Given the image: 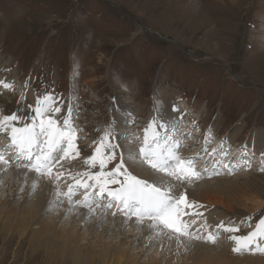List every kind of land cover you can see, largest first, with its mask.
Listing matches in <instances>:
<instances>
[{
	"label": "rangeland",
	"instance_id": "obj_1",
	"mask_svg": "<svg viewBox=\"0 0 264 264\" xmlns=\"http://www.w3.org/2000/svg\"><path fill=\"white\" fill-rule=\"evenodd\" d=\"M146 30L164 36H151ZM0 80L13 84L11 90L0 85V114L16 111L24 90L33 93V105L37 92L53 91L63 101L61 112L56 114L58 118L67 113L71 100L83 156L90 155L87 152H91L92 142L98 140L113 120L116 132L119 123L124 128L125 121H129L127 124L131 127L138 126L137 129L132 127L136 129L133 130L135 135L141 136V129L156 115L154 106L158 105L164 113L169 104H174L177 114H183V121L188 117L195 120V124L188 120L189 126H186L193 146L199 143L205 148L204 136L211 133L207 144V151H211V141L218 135L220 145H217L223 142V148L242 150L238 161L232 158L229 162L239 164L248 151L254 153L245 143L249 135L264 128V0H0ZM25 81H28L26 89ZM120 93L132 94L134 104L145 109L142 117L136 113L126 115V119L120 113L116 105ZM164 93L169 94L167 99ZM28 104L32 102L25 95L19 104L24 115L28 113ZM186 123H180L176 132L181 131L183 135L181 128ZM237 123L243 128L236 149V144L227 143L224 137ZM120 134L123 137L125 133ZM175 135L181 142L179 135ZM6 140L10 142L6 135L0 134V143ZM185 141L180 145H186ZM118 142L127 143L123 139ZM206 153L204 151L199 158H204ZM210 160L209 163H216ZM224 163L228 160L223 157L218 165L223 171L220 168L216 171L219 175H229L223 168ZM0 167V203H4V207L26 208L36 197L33 193L15 192V189L19 183L28 182L29 174L13 182V170ZM243 167L246 168L240 164L237 173L242 172ZM250 169L246 170L252 172L246 191L264 203V172L259 167L256 171ZM210 172L212 170L202 174L196 182L222 177ZM177 185L196 188L194 182ZM49 199L58 207L43 215L53 219L54 225H63L60 218L66 221L70 215L64 210L67 203L54 195ZM246 205L255 207L250 202ZM215 206V213L222 209L221 205ZM237 208L242 211L243 207L238 205ZM255 208L245 214L246 217L252 214V221L242 220V225L250 231L264 217V204ZM205 209L203 217L210 212V208ZM212 219L213 224L207 228L198 227V219L192 231L199 230L198 234L203 236L205 231L216 232L215 223L219 220L227 223L232 219L231 224L238 223L237 215L226 219L214 214ZM84 224L75 218L74 223L67 225L83 236L84 240L78 244L84 253L88 246L98 249L100 244L124 243L128 257L135 264H162L151 257L158 247L152 244L147 248L146 240L130 236L127 226L122 227L121 233L117 228L105 230L102 225L91 228ZM245 229L240 227L237 234H246ZM227 236L222 231L216 243L209 244L233 246ZM8 237L10 235L0 229V264H88L83 259L75 263L72 257L66 258L61 252L49 257L44 249L30 248L28 239L19 241L16 232ZM259 260L256 264H264L263 258ZM92 264L103 263L97 260Z\"/></svg>",
	"mask_w": 264,
	"mask_h": 264
},
{
	"label": "snow or ice",
	"instance_id": "obj_2",
	"mask_svg": "<svg viewBox=\"0 0 264 264\" xmlns=\"http://www.w3.org/2000/svg\"><path fill=\"white\" fill-rule=\"evenodd\" d=\"M0 85L7 90L13 88L12 83L4 80H0ZM27 87L28 81H25L24 88ZM25 95V91L20 93L16 111L0 114V133L5 134L10 141L0 148V164H14L17 169L24 170L25 176L32 172L37 178L50 180L56 185L57 199H66L71 209L83 207L91 215L98 209L107 211L114 208L113 216L123 214L125 224L134 218L137 231L146 224L150 241L167 237L169 241L175 240L177 249L187 251L194 241L203 240L215 244L222 230L233 242L231 251L234 254L264 255V217L247 234H237L243 221L235 225L221 221L216 225V232L207 231L203 236L198 234L199 230L192 231L197 220L186 217L202 216L203 213L195 209L204 206L190 201L185 191H180L177 195V184L198 181L203 172H209V169L196 168L195 160L199 158V153L186 158L178 154L180 140L175 135L176 127L158 105L157 114L141 129L142 135L137 137L135 133H131V139H127L129 145H135L139 139L138 147L124 148L118 142L124 137L114 130L117 125L113 120L106 125L98 140L92 142L91 154L82 156V148L78 143L80 129L75 126L72 101H68L67 113L58 118L56 114L61 112L60 104L63 101L53 91L45 89L37 92L34 105L28 104V113L24 115V109L19 104ZM171 112L177 113L178 109L173 105ZM180 116L182 118L183 114ZM127 123L130 122L125 121ZM128 135L125 129V137ZM210 136L211 133L204 136L205 152ZM242 147L247 150L245 146ZM216 153L217 149L214 148L209 156ZM219 154L221 160L212 165L210 175L220 174L215 169L228 154L223 149V142ZM260 155L262 166L259 170L264 172V151ZM77 158H82L83 171L73 173L64 169L62 162L75 161ZM117 159L119 162L109 168ZM241 163L248 169L252 167L249 159H244ZM140 167H146L150 171L147 174L136 172ZM238 167L240 164H223L229 174ZM61 179L72 181L67 185L66 191L59 187ZM36 187L37 180L34 179L33 190ZM80 191L83 192L82 198L74 199ZM244 219L250 221L252 214Z\"/></svg>",
	"mask_w": 264,
	"mask_h": 264
},
{
	"label": "bare ground",
	"instance_id": "obj_3",
	"mask_svg": "<svg viewBox=\"0 0 264 264\" xmlns=\"http://www.w3.org/2000/svg\"><path fill=\"white\" fill-rule=\"evenodd\" d=\"M139 28L143 29L141 26ZM24 91L26 92V96L28 97V99L31 100L33 104L34 101L32 95L33 93L31 94L27 90ZM168 96L169 94L166 93L163 94V97L165 99H167ZM116 105L119 108L120 113L125 116L126 115L132 116L137 113V115L142 117L145 110L141 105L134 104V97L132 96V94H126V95H121V93L117 94ZM173 105L174 104H169L168 107L165 109L164 114H166V116L174 123L177 129L181 123L179 122V119L182 120L183 117L181 118V116H178L180 115L179 113L177 114L171 112V108ZM153 111H155V114H157L155 106ZM80 115L81 114H79V116ZM126 119H128V117ZM188 120H191V122H193L191 117H188L186 120H184V122L186 123ZM181 124L183 125V123ZM186 126H189L188 122L185 124L184 127L181 128V130L185 129ZM125 127L123 128V125L119 123L117 132L119 134L125 133V129H127L129 135L125 137L124 134L123 136L124 138H122L124 141L127 142V139H131L130 134L134 133L133 130H136L138 126L137 128L136 126H132L136 128L133 129L131 125L126 124ZM127 127H129L130 129ZM242 128L243 126L237 123L234 127L229 129L228 133L224 137V139L226 138V140L228 141L227 143L234 142L236 144L235 146L236 149L239 148L240 141L238 140V136L241 133ZM130 130L132 132H129ZM189 132L190 130L185 129L183 135L180 134L181 131L180 133L176 132L175 134H177V136L180 134L179 137L181 141L184 142L186 140L185 142H187L188 144V143H192L190 138L193 139L192 137H190V135L186 136L189 134ZM217 136L218 135H215V139H213L211 142L213 143L212 144L213 149L215 148L217 149V151H220L219 150L220 147H218L217 145L220 144L217 143V141H219V137L218 139H216ZM7 142L8 140H6L5 142H1L0 148L8 144ZM139 143L140 141L139 139H137L135 145H129L128 143H121V144L124 148H127L129 146L138 147ZM245 143H248L254 149V153L252 154L250 153V151H248L247 157L250 160L252 166L257 164L256 166H253V168L250 169L256 171L258 170L257 169L258 167L260 168L262 166L260 162L262 157L260 158L259 155L261 154L262 151H264V128H261L259 131L249 135ZM81 146L84 147V145ZM250 146L249 148L251 149ZM191 147L194 146L192 145L181 148L180 151L178 150V154L179 155L181 154L180 155L181 157L186 158V157L195 156L197 153H199V155L204 153V148L202 144L197 143L195 145V148L191 149L192 153H189V148ZM225 148L226 147H224L223 149ZM231 150L233 152L231 153L232 155L230 156V160L225 159L226 157H224V160H228L227 164H229L232 158L236 159L238 154L237 150L236 151L234 149ZM211 151L209 149L205 155L209 156V153H211ZM183 152L186 154H182ZM87 154H91V152H87ZM117 155L119 156V149L117 150ZM254 155L255 157H253ZM209 158H211L210 160L211 162H213L214 160L216 161L221 160V156L218 154H215L214 156H211ZM209 158L205 163L204 160H202L201 158L196 159L195 162L200 163V164H196V168L198 170H202L204 168H208L209 170H212L211 167L210 168L206 167L207 162L208 164H210V166H212L215 163V162L209 163L208 161ZM255 158L257 161L254 160ZM118 162L119 159L114 161V166ZM62 163L64 169L69 170L73 173L82 171L81 170V167L83 166L82 158H77L75 161H68ZM13 165L14 164H10L8 166L3 165V170H5V168L6 169L9 168L13 170L14 172L13 182L14 181L19 182L25 177L24 170L17 169L15 165L14 166ZM0 166H2V164H0ZM219 168L220 167L217 166L215 171H218ZM220 169L222 170V167ZM238 169H240V167L236 168L234 172L229 175L227 174L218 175L222 177L217 178L215 180H210V181L203 180L204 181L203 183H199L195 181L194 182V186H196L195 189H188L186 187H182L181 185H177V190H176L177 195L179 194L180 191H185L187 193V197L191 199V201H196L204 206L203 208L195 209V211L203 213L206 211L205 209L206 207L210 208V212L208 213L207 216L204 217L200 216L195 219V220L198 219L200 220L198 227L207 228L210 225H212L213 224L212 218L214 214L217 215L218 218H226V219L234 215H237L239 221L238 220L235 221L240 223L246 217L245 214L251 213L256 209L255 207H259L261 206V204L262 205L264 204L260 201L258 197L250 196V194L248 195V192L246 191L250 183L249 181H250V177L252 176V172L246 171L248 168L243 167L241 168L242 172L237 173ZM149 171L150 170L147 169L146 167L145 168L140 167L136 169V172H140L143 174H147ZM0 172H2L1 167H0ZM28 174H29V178L26 179L28 182H26L25 185L24 184L21 185V183H19V185L15 189V192L24 191L25 194L33 193L36 199L32 203H29L26 208L23 206L4 207L5 206L4 203L3 204L0 203V205L2 204L0 206V229L3 230L5 234L10 235V237L8 238H11L12 233L14 234V232H16L17 236L19 237V241H22L23 239H28L30 248L33 247V249H42V250L44 249V251L49 257L57 256L56 254H59L61 252L66 258L72 257V261L75 263L83 259L85 262H88V264H92V262H95L97 260H101L103 264H135L131 260V258L128 257L130 255L128 254L127 250L123 247L124 243L114 246L100 244L98 249L95 246H88L86 249V253H84L82 246L78 244L80 240H84V238H82L83 236L78 234L76 228H72V227L68 228L69 225L74 223L75 218H77L78 220L83 222V225H85L84 222H86V224H88L89 227L91 228L100 227L102 225L103 227H105V230L111 228H117L121 233H122V227L124 228L127 226V228H129L128 232L130 236L134 235L133 238L141 236L146 240L148 245L147 248L151 247L152 244L158 247V248L156 247L157 250L151 257H153L154 260L159 259V261H161L162 264L163 261L165 262L164 264H256V261H260L259 258L264 259V255L260 256L259 254H257V256H254L252 254L235 255L231 251L233 246H229L228 248L220 247V246L218 247L216 245L205 243L203 240L195 241L200 245L193 242L188 247L187 251H185L184 249H177L175 240L169 241L167 237L153 239L150 241L148 239L150 232L146 224L140 227L139 231H137L134 218L133 220H130L127 222V224H125V217L123 216V214H117L113 216L112 213L115 209L109 211H103L98 209L95 214H91L92 216L89 219L88 216L90 215L88 214L87 209L83 207L71 209L66 199H62L61 201H64L62 203H67L66 204L67 208H64V210L70 212L69 213L70 215L67 218L68 220L64 221V218L63 219L60 218L61 220H63L60 222H63L64 224L60 226H58L59 224L54 225L53 219H49V217H46L47 214L45 216L43 214L44 213L50 214V212L54 209L53 207H58V204H55L53 202L51 204L50 203L51 199H49L50 195L51 196L54 195L55 198H57L55 193L56 185H54L50 180L46 178H37L35 174L32 172L27 173V175ZM203 174L205 175L206 172H203ZM34 179L37 180V187L35 190H33L32 188V182ZM69 183H72L70 179H61V181L59 182V187L62 190L66 191L67 185ZM77 195H80V197L76 196L74 197V199L77 198L81 199L83 196V192L80 191L77 193ZM249 202L254 204L255 207L247 206L246 204H248ZM214 205H216L215 207H219V205H221L223 210L221 209L215 213L213 209ZM238 205L243 207L242 211H240V209L237 208ZM188 211H192V210H188ZM194 217L195 216L193 215L190 217H186V219L192 218L193 220ZM221 221L222 220H219L218 222L215 223V225L219 224ZM231 221L233 220L229 219L226 224L230 223ZM244 227H246L245 233L247 234V232L250 230L247 228V226L241 224L242 230ZM206 232L207 231H205V233ZM124 237L127 238L129 236L124 235ZM168 243L170 244L168 245Z\"/></svg>",
	"mask_w": 264,
	"mask_h": 264
},
{
	"label": "water",
	"instance_id": "obj_4",
	"mask_svg": "<svg viewBox=\"0 0 264 264\" xmlns=\"http://www.w3.org/2000/svg\"><path fill=\"white\" fill-rule=\"evenodd\" d=\"M110 3H112L113 5H115L112 1H109ZM146 32L148 33V34H150L151 36H164V35H162V34H160V33H157V32H152V33H150L149 31H147L146 30Z\"/></svg>",
	"mask_w": 264,
	"mask_h": 264
}]
</instances>
